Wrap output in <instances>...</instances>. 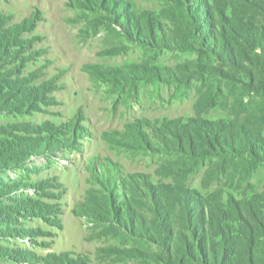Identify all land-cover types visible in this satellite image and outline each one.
<instances>
[{
  "label": "rangeland",
  "instance_id": "374dc122",
  "mask_svg": "<svg viewBox=\"0 0 264 264\" xmlns=\"http://www.w3.org/2000/svg\"><path fill=\"white\" fill-rule=\"evenodd\" d=\"M238 1L0 0V264H194L206 204L225 230L246 185L199 132L250 104L212 52Z\"/></svg>",
  "mask_w": 264,
  "mask_h": 264
},
{
  "label": "trees",
  "instance_id": "16d2710c",
  "mask_svg": "<svg viewBox=\"0 0 264 264\" xmlns=\"http://www.w3.org/2000/svg\"><path fill=\"white\" fill-rule=\"evenodd\" d=\"M238 3L251 8L248 24L244 28L241 20L243 26H238V30H246L231 31L229 37L222 32L216 36L221 39L220 48L212 45V52L218 57L222 54L219 58L229 70L220 77L231 85L240 84L250 104L246 105L247 113L240 121L222 120L201 126L199 134L212 135L200 139V151H205L202 158L229 161L228 175L233 179L239 174L246 187L240 201L230 198L217 207L232 213L230 218H224L225 230L213 224L216 211L211 204L203 207L207 220L202 226L199 218L200 228H194L200 253V258L194 256V264H264V190L256 191L249 183L257 166L264 165V0ZM211 38L214 40L212 34ZM221 243L226 246L222 247Z\"/></svg>",
  "mask_w": 264,
  "mask_h": 264
}]
</instances>
